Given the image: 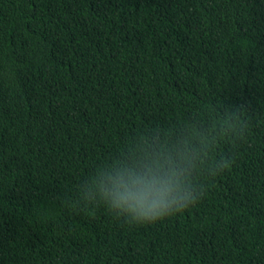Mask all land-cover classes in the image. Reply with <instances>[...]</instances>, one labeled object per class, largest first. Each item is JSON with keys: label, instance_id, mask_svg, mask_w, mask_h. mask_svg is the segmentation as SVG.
Wrapping results in <instances>:
<instances>
[{"label": "trees", "instance_id": "16d2710c", "mask_svg": "<svg viewBox=\"0 0 264 264\" xmlns=\"http://www.w3.org/2000/svg\"><path fill=\"white\" fill-rule=\"evenodd\" d=\"M232 109L187 208L76 199L138 135ZM0 264H264V0H0Z\"/></svg>", "mask_w": 264, "mask_h": 264}, {"label": "clouds", "instance_id": "9594fccd", "mask_svg": "<svg viewBox=\"0 0 264 264\" xmlns=\"http://www.w3.org/2000/svg\"><path fill=\"white\" fill-rule=\"evenodd\" d=\"M235 109L206 123L133 138L115 156L99 160L76 187L78 202L100 204L130 224L154 223L187 208L204 195L202 173L216 175L228 160L209 162L216 140L240 128Z\"/></svg>", "mask_w": 264, "mask_h": 264}]
</instances>
